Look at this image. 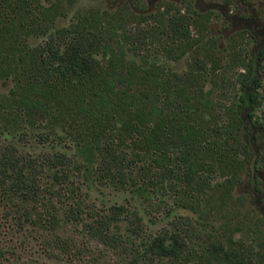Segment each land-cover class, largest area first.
<instances>
[{
    "label": "trees",
    "instance_id": "trees-1",
    "mask_svg": "<svg viewBox=\"0 0 264 264\" xmlns=\"http://www.w3.org/2000/svg\"><path fill=\"white\" fill-rule=\"evenodd\" d=\"M58 2L44 7L37 0H0V134L10 131L7 125L21 130L23 124H38L69 142L73 152L38 160L0 145V201L27 225L48 259L181 264L184 246L178 234L145 235L137 212L89 203L68 172L74 167L82 187L113 184L146 204L151 199L150 170L171 165V172L180 174L184 193L192 197L183 208L204 230L220 237L195 264H244L235 250L238 235L252 238L258 257L254 264H264V220L254 218L245 198L234 195L243 176L259 169L250 142L242 137L249 124L259 122L257 111L264 103L252 62H238L230 53L231 64L245 70L237 76L238 101L221 108L226 121L211 122L210 92L197 78L167 79L144 57L139 63L133 58L122 30L127 13L78 16L58 27ZM206 19L195 13L184 21L188 26L192 20L200 34ZM181 21L176 16L170 20L174 36L183 37L188 49H198L203 36L189 42ZM208 42L203 43L205 57L217 65L223 60L215 42ZM172 100L189 121L178 120L167 107ZM133 165H141L139 180L133 177ZM211 174L215 176L204 191L194 190L196 177ZM15 262L42 264L22 257Z\"/></svg>",
    "mask_w": 264,
    "mask_h": 264
},
{
    "label": "rangeland",
    "instance_id": "rangeland-1",
    "mask_svg": "<svg viewBox=\"0 0 264 264\" xmlns=\"http://www.w3.org/2000/svg\"><path fill=\"white\" fill-rule=\"evenodd\" d=\"M37 1L44 7L56 2ZM57 4L60 11L58 27H66L78 16L91 18L98 14L127 13L128 21L123 23L122 30L126 31L124 41L130 47L133 58L139 63L144 57L149 64L158 66L167 79L174 75L181 79L197 78L200 84H204L203 89L210 92V102L214 107L208 116L211 122L226 121L227 115L221 108L238 101L240 87L237 76L245 70L231 64L230 53L238 56V62L253 63L251 66H255L261 83L260 91L264 95V0H59ZM195 13L208 18L201 25V33L197 28L200 34L195 33L190 25L192 20L188 26L184 21L189 17L194 18ZM173 16L183 20L179 26L184 28L182 30L187 28L189 42L197 39L198 35L203 36L198 49L196 46L188 49L187 45H183V37L174 36L170 22ZM109 36L107 40L112 38ZM114 40L119 41V38ZM208 40V43L215 42L218 56L223 60L217 65L210 63L205 57L203 43ZM180 41L182 45L178 47ZM207 50L213 52L209 47ZM166 105L175 112L178 120L189 121V116L178 102L166 101ZM257 118L259 122L253 125L248 123L250 131L242 137L250 142L253 159L258 161L259 169L243 176L234 195L245 198L247 209L254 218L264 220V103L257 111ZM7 126L10 131L0 134V145L9 146L15 154L42 160L54 152L68 156L73 152L69 148V142L50 135L42 125L35 124L34 128H30L23 124L21 126L24 129L21 130ZM244 131L243 129L242 132ZM145 160L149 162L151 157ZM139 166L141 165H133L131 168V171L134 170L133 177L138 180L139 173L136 172ZM171 169L169 165L163 171L154 168L150 170L151 180L147 181V186L151 199L146 204L133 200L127 191L118 189L113 184L101 182L90 188L82 187L81 178L74 167L68 172L72 171L70 180L81 188L80 193L84 194L89 203L98 208L121 205L128 211L137 212L143 220L145 235L178 234L184 246L181 264H195L200 259L197 256L218 243L220 237L213 231L204 230L196 223V216L183 208V203H190L192 197L181 188L180 174L171 172ZM214 176L208 175L206 179L204 176L196 177L194 190L198 193L204 191L205 184ZM255 181L258 182L257 188L254 187ZM19 219L10 206L0 201V264L16 263V257L37 259L42 264H74L70 259H48L39 242L29 236L27 225ZM244 238L239 235L236 237L235 250L241 254L244 264L257 263L255 243L252 238ZM250 260L251 263H248Z\"/></svg>",
    "mask_w": 264,
    "mask_h": 264
}]
</instances>
